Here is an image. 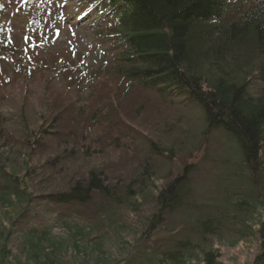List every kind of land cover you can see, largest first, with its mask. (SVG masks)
Returning a JSON list of instances; mask_svg holds the SVG:
<instances>
[{"label":"rangeland","instance_id":"obj_1","mask_svg":"<svg viewBox=\"0 0 264 264\" xmlns=\"http://www.w3.org/2000/svg\"><path fill=\"white\" fill-rule=\"evenodd\" d=\"M98 14L88 0H0V264H173L165 254L179 241L192 247L184 264H205L206 253L216 264H264V209L236 141L207 133L192 103L98 76L111 43ZM222 68L264 94L247 52ZM187 167L185 205L153 231L158 193ZM92 170L119 201L47 200Z\"/></svg>","mask_w":264,"mask_h":264},{"label":"trees","instance_id":"obj_2","mask_svg":"<svg viewBox=\"0 0 264 264\" xmlns=\"http://www.w3.org/2000/svg\"><path fill=\"white\" fill-rule=\"evenodd\" d=\"M88 1L99 11L100 19L105 17L106 35L111 41L110 64L99 67L96 74L101 77L111 72L130 86L137 84L162 98H179L200 107L207 133L223 130L236 141L264 209V94L251 96L247 92L249 80L239 82L222 68L247 52L255 62L258 79L264 82V0ZM210 70L218 76H207ZM38 136L43 139L52 135L39 132ZM152 150L173 158V151L168 153L156 145ZM190 174V168H185L160 190L156 197L158 212L152 215L150 229L155 231L163 224L165 213L185 205L190 195ZM96 195L120 200L103 176L92 170L83 180H74L62 191L49 194L47 200L60 206H83ZM204 225V233H214L210 224ZM258 233L261 255L257 262L263 263L264 223ZM174 247L165 258L173 264H184L192 247L187 241H179ZM155 253L152 250L149 257ZM204 257L205 264H216L219 258L211 253Z\"/></svg>","mask_w":264,"mask_h":264}]
</instances>
